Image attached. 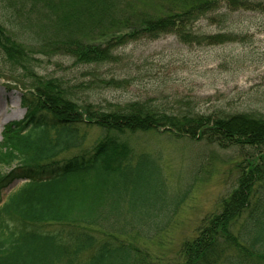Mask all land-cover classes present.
Wrapping results in <instances>:
<instances>
[{
	"label": "trees",
	"instance_id": "1",
	"mask_svg": "<svg viewBox=\"0 0 264 264\" xmlns=\"http://www.w3.org/2000/svg\"><path fill=\"white\" fill-rule=\"evenodd\" d=\"M263 7L257 0H0V77L20 87L25 110L1 132L0 264H264V113L93 99L104 83H130L98 74L121 61L119 48L167 35L186 46L223 45L239 37L229 30L233 13ZM201 22L217 30L205 33ZM41 56L67 57L91 80L72 85L42 75ZM91 128L100 136L89 153L56 160L80 148ZM140 133L240 155L229 195L171 258L140 242L160 234L172 215L133 219L155 218L149 211L165 189L157 159L135 150Z\"/></svg>",
	"mask_w": 264,
	"mask_h": 264
},
{
	"label": "rangeland",
	"instance_id": "2",
	"mask_svg": "<svg viewBox=\"0 0 264 264\" xmlns=\"http://www.w3.org/2000/svg\"><path fill=\"white\" fill-rule=\"evenodd\" d=\"M229 24V30L239 37L219 46H186L175 36L167 35L119 48L116 53L121 61L105 66L98 74L106 81L128 78L130 83L119 88L104 83L93 90L94 101L104 106L151 98L167 102L172 110L188 107L200 113H264V7L235 12ZM197 28L205 33L217 30V26L207 22L199 23ZM37 71L72 85L91 80L85 76L87 68L74 65L67 57L41 56ZM8 83L0 77V141L4 126L24 116L20 87ZM87 132L80 148L70 149L56 160L89 153L100 133L98 128ZM132 142L136 151H145L157 159L165 182L164 195L157 194L156 208L149 211L157 213L155 218L137 215L133 219L157 221L172 215L160 234L155 232L151 240L140 244L158 256L171 258L185 240L194 237L200 221L219 209L220 198L229 195L234 185L232 163L240 155L234 149H221L204 141L170 140L152 133H140ZM21 183L9 185L2 200Z\"/></svg>",
	"mask_w": 264,
	"mask_h": 264
},
{
	"label": "bare ground",
	"instance_id": "3",
	"mask_svg": "<svg viewBox=\"0 0 264 264\" xmlns=\"http://www.w3.org/2000/svg\"><path fill=\"white\" fill-rule=\"evenodd\" d=\"M3 122V121H2ZM2 122H1V124H2Z\"/></svg>",
	"mask_w": 264,
	"mask_h": 264
}]
</instances>
